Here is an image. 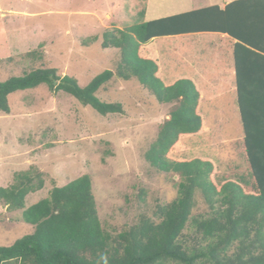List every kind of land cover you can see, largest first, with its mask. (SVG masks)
Listing matches in <instances>:
<instances>
[{
  "label": "trees",
  "instance_id": "trees-1",
  "mask_svg": "<svg viewBox=\"0 0 264 264\" xmlns=\"http://www.w3.org/2000/svg\"><path fill=\"white\" fill-rule=\"evenodd\" d=\"M202 32L228 34L237 41L246 180L227 177L218 183L219 168L209 159H170L186 149L184 139L207 128L196 84L185 78L164 83L153 40ZM102 47L120 51L116 71H104L85 88L55 69L11 78L0 82V111L11 113V94L46 84L53 93L66 92L103 116L122 114V104L103 102L96 93L114 77L134 78L160 103L173 105L146 159L159 172L180 177L178 197L159 205L153 218L143 216L112 235L102 227L90 176L55 187L46 199L26 208V197L42 190L45 181L41 173L24 171L11 187L0 188V200L8 211L21 210L23 221L35 231L12 246H0V264H264V0H240L224 11L206 8L111 30L104 33ZM198 192L211 208L206 219H193ZM191 221L201 235L193 246L184 233Z\"/></svg>",
  "mask_w": 264,
  "mask_h": 264
},
{
  "label": "rangeland",
  "instance_id": "rangeland-1",
  "mask_svg": "<svg viewBox=\"0 0 264 264\" xmlns=\"http://www.w3.org/2000/svg\"><path fill=\"white\" fill-rule=\"evenodd\" d=\"M171 3L0 0V82L39 69H55L60 77L76 79L85 88L104 71H116L120 63L118 49L102 47L105 32L157 20L153 11L157 16L173 12L169 8ZM166 5L168 9L161 12ZM189 6L187 10L191 9ZM144 8L147 13L142 17ZM173 39L156 41L165 84L191 74L182 60L185 51L180 48L178 51L183 52L177 56L170 51L182 41ZM96 96L106 103L122 104L123 113L103 116L66 92L53 93L46 84L11 94V113L0 111V188L11 187L16 183L15 176L24 171L41 173L45 186L26 197L25 206L29 208L46 199L53 188L88 175L102 227L117 235L138 224L143 216L153 218L159 205L178 197L180 177L159 172L146 159L173 105L160 103L134 78L126 81L114 77ZM218 105L221 106L206 101L202 106L204 114L206 109L210 110L206 113L210 129L221 128L218 138L212 135L204 138L206 142H200V136L184 139L186 149L170 159L208 158L223 174L218 183L227 177L236 182L246 180L247 166L244 155L237 152L238 146L232 151L230 144H221L220 149L211 147V142L234 138L237 133L234 120H223L230 113H217ZM196 202L193 219L208 218L211 208L200 192ZM2 205L0 246L9 247L30 235L32 227L23 221L21 210L8 211ZM184 233L191 246L198 244L201 235L192 221Z\"/></svg>",
  "mask_w": 264,
  "mask_h": 264
},
{
  "label": "crops",
  "instance_id": "crops-1",
  "mask_svg": "<svg viewBox=\"0 0 264 264\" xmlns=\"http://www.w3.org/2000/svg\"><path fill=\"white\" fill-rule=\"evenodd\" d=\"M171 1L172 3L170 7L169 5H166L165 7L162 8L161 12L163 10H167L168 7L171 10H174L173 12H169L168 14H160V16H157V13L153 11L152 13L153 18L158 20L195 10H202L213 7H218L221 11H224L228 5L240 0H171ZM146 2L147 0H145V4ZM188 4H190L191 6V9L188 8L190 10H187ZM146 13L147 12L145 11L144 8V10L142 11V17H144ZM205 37L210 39L207 41ZM162 38H175L173 40H182L179 46H174L170 48V51L174 52L176 56L179 55V53L181 54L183 51H185L182 60L187 66H189V71L191 73L190 76L187 75L186 77H180L177 78L176 80L182 78L192 80L194 81L198 91L200 92L201 98H200L199 111L200 114L203 116V119L205 120V124L207 128L206 132H203L199 135L201 138L200 142H202V140L206 142L205 139L212 135L218 138V136L221 134L222 131L221 128L215 131L210 129L209 119L206 117L207 116L206 113H210V110L206 109V112L204 114L202 112L203 104L206 101H208L209 104H214V103L221 104V106L218 105L219 108L216 109L217 113L229 112L230 116L223 117V120L229 119L228 120L229 122L231 120H234L235 131L237 130V133L234 138L220 137L222 139H219L216 143L211 142L212 144L211 147L216 146L217 148L220 149L221 144H230L229 151H232L234 149V146H238L237 152H241L244 155V157L242 158L243 159L245 158V163H246V153L244 146L245 133H244L243 123L238 105V94H237V85H236L237 75H236V66H235V45L237 41L231 38L228 34H221L216 32H202V33L184 34L178 36H167ZM158 39L160 38L154 39L153 44L155 46L156 55L160 66V74H161V65H160L159 54L156 46V41ZM180 48L183 49L182 52L178 51ZM167 119H169V117ZM204 159H208V158H204ZM246 166L248 171L247 163ZM218 172H219L218 174L223 175L221 173L220 168ZM2 203L3 202L0 200L1 206H3ZM30 226L32 227L31 234H33L35 231V227L33 225Z\"/></svg>",
  "mask_w": 264,
  "mask_h": 264
}]
</instances>
